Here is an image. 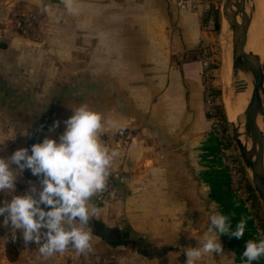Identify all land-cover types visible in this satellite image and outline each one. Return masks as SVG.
Masks as SVG:
<instances>
[{
    "label": "rangeland",
    "instance_id": "374dc122",
    "mask_svg": "<svg viewBox=\"0 0 264 264\" xmlns=\"http://www.w3.org/2000/svg\"><path fill=\"white\" fill-rule=\"evenodd\" d=\"M210 1L211 17L218 11L220 25L215 31L213 23L216 39L206 49L209 51L204 59L211 88V98L205 97V103L208 126L220 141L209 112H217V106H222L233 124L225 108L221 79L226 56L221 32L224 26L229 27L222 17L221 2ZM47 2L46 8H34L36 0H0V43L10 40L4 54L12 56L4 59L0 50V74H4L0 75V83L6 85L0 88V264H40L47 259L36 255L40 250L46 254L64 251L75 256L76 264H170L171 259L172 264H179L187 257L195 260V252H191L193 256L170 258L162 250L154 254V249L149 248L152 238H147L148 223L134 220L138 209L146 207L132 204V196L134 200L141 199L147 192H131L132 177L123 175L120 169L123 156L117 145L122 139L128 147L124 139L130 134L105 130L106 123L115 120L114 115L105 118L111 111L114 114L115 96H107L110 104L106 108L100 62L84 61L81 56L85 50L74 42V34L78 35L74 26L77 20L83 22V8H79L81 12L75 20L67 0ZM14 9H30L43 16L41 42L11 38L15 34L5 23ZM229 35L232 51L231 30ZM229 78L233 90L232 68ZM249 88L252 90L250 84ZM213 91L219 92L218 96ZM228 130L231 136L230 125ZM220 154L223 162L228 157L241 161L233 141ZM42 200L45 203L40 208ZM46 209L50 217H46ZM220 224L225 231L221 218ZM257 229L260 233L258 225ZM213 230L220 239L203 240L200 262L217 260L206 247H215L217 252L220 243L226 247L235 241L224 238L223 242L221 233ZM71 238L78 242L73 244ZM258 243L264 251V236H259ZM8 246L14 255L7 253ZM17 253L21 261L16 260Z\"/></svg>",
    "mask_w": 264,
    "mask_h": 264
},
{
    "label": "crops",
    "instance_id": "0c3cea01",
    "mask_svg": "<svg viewBox=\"0 0 264 264\" xmlns=\"http://www.w3.org/2000/svg\"><path fill=\"white\" fill-rule=\"evenodd\" d=\"M47 1L36 0L33 6L46 8ZM176 1L67 0L75 20L83 8V22L77 20L74 26L78 33L74 42L88 53L81 56L84 61L100 62L106 108L107 96H115L114 114L105 115L106 119L114 115L115 120L107 122L105 130L130 134L124 139L128 147L122 139L117 145L123 156L120 169L132 177L131 192H147L141 199L132 196V204L146 207L138 209L134 220L148 223L153 253L162 250L170 258H183L195 252V260L187 257L179 264H228L231 260L232 264H264L256 220L231 192L220 141L208 126L201 54L216 39L211 12L183 10ZM3 41L6 48H0L1 55L9 59L12 56L4 53L10 40ZM1 87L6 85L0 83ZM214 228L223 242L226 238L236 243L226 247L220 243L217 252L206 247L217 260L200 262L203 240L220 239ZM36 255L47 257L40 264L77 262L75 256L59 250L50 254L40 250ZM17 259L22 260L18 253Z\"/></svg>",
    "mask_w": 264,
    "mask_h": 264
},
{
    "label": "water",
    "instance_id": "95a60500",
    "mask_svg": "<svg viewBox=\"0 0 264 264\" xmlns=\"http://www.w3.org/2000/svg\"><path fill=\"white\" fill-rule=\"evenodd\" d=\"M222 17L232 31V73L233 85L237 92L252 88L245 110V123L231 126V139L236 145L249 181L264 210V59L253 52H247L249 16L246 14V0H219ZM241 15V21L238 17ZM5 42V41H4ZM246 77L239 83L237 77ZM242 84V85H241ZM261 121L263 128L259 125ZM242 130V132L240 131ZM49 217V210L45 212ZM126 238V235H124Z\"/></svg>",
    "mask_w": 264,
    "mask_h": 264
},
{
    "label": "built area",
    "instance_id": "2783aa9c",
    "mask_svg": "<svg viewBox=\"0 0 264 264\" xmlns=\"http://www.w3.org/2000/svg\"><path fill=\"white\" fill-rule=\"evenodd\" d=\"M178 6L180 9L183 10H198L202 9L205 11V13L211 12V1L210 0H179ZM44 21L43 16L40 13L30 12V11H24L19 9H14L10 13V16L8 17L6 21L7 28H9L16 36L20 37L21 39H29L32 38L35 42H41V30L40 26L42 25ZM7 30V29H6ZM202 63L203 66L207 68L206 62L204 61L205 57L208 56V51L204 50L202 52ZM204 67V68H205ZM207 71V70H205ZM208 74L204 72V93L206 98L210 97V91L211 88L208 86ZM207 100V99H206ZM210 118H211V124L216 129L217 133H219L220 137V144H221V150L227 151L228 149L225 148L222 143V122L221 124L219 121L221 120L220 116L215 112L213 109L211 112H209ZM226 153V152H225ZM224 165L227 171L228 176V184L230 187V190L233 192V194H236L241 200L245 202V204L251 209V203L248 200L249 194L247 189V182L246 180L248 178L247 173L245 172V169L243 167V163L237 159L233 158H226V161H224Z\"/></svg>",
    "mask_w": 264,
    "mask_h": 264
},
{
    "label": "bare ground",
    "instance_id": "6f19581e",
    "mask_svg": "<svg viewBox=\"0 0 264 264\" xmlns=\"http://www.w3.org/2000/svg\"><path fill=\"white\" fill-rule=\"evenodd\" d=\"M246 14L249 16V30L247 33L248 44L247 52H253L264 59V0H246ZM222 10V9H221ZM238 21H241V15L238 17ZM228 26V24H227ZM229 27V26H228ZM230 29V28H229ZM226 26L223 27L221 32V42L225 51V62L222 68V81L224 82V103L225 108L232 118V123L235 126L238 124L241 127L245 123V110L250 99V88L246 91L238 93L236 88L232 90L231 87V68H232V51L230 50V30ZM220 40V39H219ZM220 42V44H221ZM221 44V45H222ZM231 44H232V31H231ZM222 49V48H221ZM222 49V50H223ZM231 51V52H230ZM223 53V52H222ZM228 54V55H227ZM231 58V64H230ZM230 69V70H229ZM239 83H244L247 79L244 75L239 74L237 77ZM242 85V84H241ZM239 113V116H238ZM259 125L263 128L261 121ZM242 132V130H240Z\"/></svg>",
    "mask_w": 264,
    "mask_h": 264
},
{
    "label": "trees",
    "instance_id": "16d2710c",
    "mask_svg": "<svg viewBox=\"0 0 264 264\" xmlns=\"http://www.w3.org/2000/svg\"><path fill=\"white\" fill-rule=\"evenodd\" d=\"M215 11L213 13L212 19H213L215 31H218L219 25H220V18H219L220 13L218 11L217 12ZM216 94L218 96L219 92L215 93V91H213V95H216ZM216 110L222 122L223 135H222L221 143L225 148L229 149L232 146V139H231V136L228 130V124L226 121L225 112L222 106H217ZM246 182H247V189H248V194H249L248 200L251 203V212L259 227L260 235L264 236V210L262 209L259 198L256 195L250 181L247 179Z\"/></svg>",
    "mask_w": 264,
    "mask_h": 264
},
{
    "label": "flooded vegetation",
    "instance_id": "af4514ba",
    "mask_svg": "<svg viewBox=\"0 0 264 264\" xmlns=\"http://www.w3.org/2000/svg\"><path fill=\"white\" fill-rule=\"evenodd\" d=\"M0 48L4 50L6 48V43L2 42V44L0 45ZM46 210H49V209H46ZM46 210H45V212H46ZM49 217H50V215H49ZM6 251L10 256L14 255V252H12V248H10L9 246H8V248H6Z\"/></svg>",
    "mask_w": 264,
    "mask_h": 264
}]
</instances>
